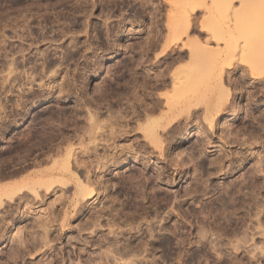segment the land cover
Segmentation results:
<instances>
[{"label":"rangeland","instance_id":"374dc122","mask_svg":"<svg viewBox=\"0 0 264 264\" xmlns=\"http://www.w3.org/2000/svg\"><path fill=\"white\" fill-rule=\"evenodd\" d=\"M170 1L0 0V264H264V5L189 0L204 10L172 45ZM70 148L92 199L57 172Z\"/></svg>","mask_w":264,"mask_h":264},{"label":"bare ground","instance_id":"6f19581e","mask_svg":"<svg viewBox=\"0 0 264 264\" xmlns=\"http://www.w3.org/2000/svg\"><path fill=\"white\" fill-rule=\"evenodd\" d=\"M170 1V0H169ZM187 0H185V2H186ZM185 2H182V4H185V6L187 7V8H185V9H187L186 11L184 10V12H183V14H182V16L180 15H178L177 17H180L179 19H175L174 21H173V23L175 24H173V23H171L173 26L171 27V26H169V28L171 29V33H170V38H171V40H170V42L172 43V45H173V43L174 42H178V40H180V34L182 33L185 37H188L189 35L188 34H190V32H192V30H193V25H192V23H191V21H190V17L192 16V15H195L197 12H199V11H201V10H204V9H202L203 8V5L202 6H200V4H199V6L200 7H202V8H200L199 6H197V5H195V6H192L191 4L189 5V0H188V3L186 4ZM244 2V0L242 1V3ZM194 3V2H193ZM169 4L171 5V4H173V3H171V1L169 2ZM177 4V3H176ZM196 4V3H195ZM179 5V4H178ZM173 7V6H172ZM178 7V6H177ZM183 7V6H182ZM175 9H177V8H175ZM242 10V9H241ZM244 11V10H243ZM233 13H234V11H232ZM236 12V11H235ZM237 13H238V11H237ZM240 14H244L245 15V11L244 12H240ZM209 15H211V14H209ZM239 15V14H238ZM246 15H248V13L246 14ZM225 16V15H224ZM177 17H175V18H177ZM227 17H228V15H227ZM209 18V17H208ZM212 18V17H211ZM177 20V21H176ZM204 21V20H203ZM203 21H200V22H202V23H204ZM202 23H200V25H198V26H200V31L199 32H206V27L204 26V24H206V23H204V24H202ZM224 23H226V22H224ZM199 24V23H198ZM226 25V24H225ZM228 25H230V24H228ZM237 27V26H236ZM240 27H241V25H240ZM168 28V29H169ZM230 29V28H229ZM226 30V29H225ZM237 30V29H236ZM180 31V32H179ZM182 31V32H181ZM230 31H231V29H230ZM240 31V30H239ZM238 31V32H239ZM179 32V33H178ZM237 32V31H236ZM242 33H245V32H242ZM181 34V35H182ZM241 34V33H240ZM120 35V34H119ZM169 35V34H168ZM239 35V34H238ZM187 40H188V42H187V44H185V45H183L184 46V48H185V50H187V53H188V55H189V58H190V60H191V62L192 63H195L196 65H197V63L199 62V60H198V56L201 54V51L200 50H203V45L205 44L206 45V43H204V41L202 40L201 41V39L199 38V37H191V39L190 38H187ZM171 43H170V45H171ZM208 44V43H207ZM167 46V45H166ZM168 47V46H167ZM166 47V48H167ZM205 47V46H204ZM204 51V50H203ZM203 53V52H202ZM198 54V55H197ZM202 55V54H201ZM200 55V56H201ZM226 56V55H225ZM200 59V61H201V57L199 58ZM225 59V58H224ZM198 60V62L196 63V61ZM219 60H221V59H219ZM225 61H226V59H225ZM219 62V61H218ZM222 62V61H221ZM226 63V62H225ZM225 63H224V65L222 66V64H221V66H219L220 68V75H222L224 72H223V70H224V68L226 67V68H229L230 67V63L232 64V62H230L229 60H228V64L226 63V65H225ZM199 64V63H198ZM232 66V65H231ZM233 67V66H232ZM234 68V67H233ZM247 68V70L249 69V72L251 73H249L252 77L253 76H255V70L254 69H256V68H254L253 66H247L246 67ZM218 69V70H219ZM230 69V68H229ZM214 70V69H213ZM217 73H218V71H217ZM173 75L174 74H172V76H171V80H172V78H174L173 77ZM176 76V75H175ZM218 77H219V75H218ZM229 77V76H228ZM166 79V78H165ZM175 79V78H174ZM179 79V78H178ZM169 80V79H168ZM170 80V81H171ZM175 80H177V79H175ZM224 80H225V78H224ZM231 80V79H230ZM149 81V80H148ZM220 81V80H219ZM164 82V81H163ZM171 82H174V80H172ZM177 82V81H176ZM150 83H151V81H150ZM165 83V82H164ZM175 83V82H174ZM157 84V83H156ZM155 84V85H156ZM161 84V83H160ZM160 84H159V86H160ZM177 84V83H176ZM163 85H165L166 86V84H163ZM175 85V84H174ZM149 86V85H148ZM154 86V85H153ZM153 86H152V89H153ZM170 86H172V85H170ZM177 86V85H176ZM223 86H224V84H223ZM155 87V86H154ZM225 89V88H224ZM224 89H220V90H222L223 91V93H222V95L223 94H226V96H228V90H224ZM157 90V89H156ZM156 90H154V91H156ZM175 90H176V87H175ZM221 92V91H220ZM220 96H221V93L219 94ZM151 96V95H150ZM157 96V95H156ZM159 96V95H158ZM224 96V98H225V95H223ZM223 96H221V98L223 97ZM147 98V97H146ZM148 98H150V97H148ZM154 98V97H153ZM161 98V97H160ZM223 98V99H224ZM222 99V100H223ZM226 99H227V97H226ZM151 100V99H150ZM221 99H220V97L218 98V101H217V103H216V106H218L217 107V111H215V112H218L219 110H221V108L222 107H224L223 105L226 103V101H222ZM161 99L159 100V98L157 99V98H155V99H152L151 100V105H150V108L148 109L149 110V112H150V114H152L151 112H155V111H160L159 109L160 108H162L161 107V102L163 101H161ZM149 102V101H148ZM163 102H165V101H163ZM223 102H225V103H223ZM188 103V102H187ZM163 104V103H162ZM148 105V104H147ZM165 105H167V103L165 104ZM193 106V104L191 105L190 104V101H189V104L188 105H185V106H187V107H189V108H191L190 106ZM167 106H169V103H168V105ZM215 106V105H214ZM228 106H229V104H228ZM149 107V106H148ZM147 107V108H148ZM207 107V106H206ZM146 108V107H145ZM147 108L145 109V110H147ZM216 108V107H215ZM225 108V107H224ZM170 110H172V109H170ZM208 110H210V108L208 109ZM167 112H169V113H171V111H169V108H168V110H167ZM166 112V113H167ZM179 112V111H178ZM98 113V112H97ZM144 113H145V111H144ZM148 113V112H147ZM165 113V114H166ZM146 114V113H145ZM149 114V113H148ZM181 114V113H180ZM139 115H142V114H139ZM169 115V114H168ZM175 115V114H174ZM177 115V114H176ZM175 115V116H176ZM143 116V115H142ZM174 116V119L175 118H177V116H179V114L175 117ZM144 118L143 119H145V116H143ZM166 117H167V115H166ZM170 117H171V115H170ZM96 118H98V117H96L94 114H92L91 116H90V119H91V124L90 125H88L90 128H89V130L88 131H86L87 132V134H90V136H89V141H91L92 143H94L95 142V137H94V130H95V128L97 129L98 128V126H99V124L97 123V119ZM147 118V117H146ZM234 118L235 117H233V118H231V119H228V121H234ZM149 119V118H148ZM172 120H173V116H172V118H171ZM150 120V119H149ZM148 120V121H149ZM172 120H171V122H172ZM152 120H150V122H151ZM161 121V119L160 120H157V119H155V120H153L151 123V125L149 124V129H151V131H150V136L149 135H147V137H149V138H147L146 137V139L147 140H149V142H148V145L150 146V147H152V149H153V147L155 148V150H158V149H160V148H162V141H161V139L159 138V137H157L158 135L156 134V129H158V128H160L159 126V124H161L162 122H160ZM170 122V123H171ZM148 123V122H147ZM169 123V121H168V124H170ZM166 125V124H165ZM150 126H151V128H150ZM161 126H162V128H163V130H164V128L165 127H163V125L161 124ZM167 126H169V125H166V128H167ZM165 128V129H166ZM173 128H174V126H173ZM176 128V127H175ZM171 129V128H170ZM169 129V130H170ZM98 130V129H97ZM169 130H168V132H169ZM149 131V130H148ZM170 131H172V130H170ZM145 132L147 133V131L145 130ZM144 132V133H145ZM169 133H171V132H169ZM94 134V135H93ZM113 134V133H112ZM115 134V133H114ZM167 135V134H166ZM171 135V134H170ZM167 136H169V134L167 135ZM168 139V138H167ZM170 142V141H169ZM153 145V146H152ZM82 149V148H81ZM86 149V148H85ZM158 151H160V150H158ZM87 152V151H86ZM9 158V157H8ZM56 159V158H55ZM73 159H74V156H73V149L72 148H70V149H68L67 151H66V153H65V155H64V157L61 159V160H59L58 162H59V166H58V168H56L57 169V172L59 173V174H61V173H70L69 175H71V177L72 178H74L75 180V183H76V185H77V193H76V199H77V202H81V201H83L84 200V198L86 199V198H88V199H92V198H94L95 196H96V192H95V189L93 188V182H90L89 181V178H87L88 177V175H87V180L85 179V181L83 180V179H81V177L79 176V175H77L76 173H72V165H73ZM99 159V158H98ZM98 159H97V162H98ZM107 159V158H106ZM55 161H57V160H55ZM54 161V163H56ZM99 163L98 164H100V167L101 168H103L105 165L102 163L101 164V162H103V158H102V160L101 159H99ZM108 161V160H107ZM1 162V161H0ZM58 162L56 163V164H58ZM5 163V162H4ZM75 163V162H74ZM97 164V165H98ZM27 166V165H26ZM103 166V167H102ZM107 166V165H106ZM2 167V166H1ZM13 168V167H12ZM26 168V167H25ZM7 169V168H6ZM22 169V168H21ZM103 169H105V168H103ZM102 169V170H103ZM20 170V169H19ZM18 170V171H19ZM260 170V169H259ZM221 171V170H220ZM16 173V172H15ZM22 173V172H21ZM59 174H57V175H59ZM16 175V174H15ZM63 175V174H62ZM82 176V175H81ZM59 180V179H58ZM60 181H61V183H62V185H65V181H63L61 178H60ZM50 182H51V184H50ZM58 183H60L59 181H57ZM52 181H39V182H36L35 184H32V186H30L29 185V187H31V189H29V190H32V193L35 195L34 197H36L35 199H37V198H39V194L37 193V189L36 188H34L35 186H33V185H38V187H39V189L41 188V186H43L44 187V190L45 191H48L50 188H51V185H52ZM60 183V184H61ZM31 184V183H30ZM28 186V185H27ZM18 189V188H17ZM16 189V191H14V192H12V194L11 195H8L9 196V198H8V201L10 202L11 200H14L13 198L15 197V195L19 192V190L20 189H18L17 190ZM239 189V188H238ZM237 189V190H238ZM241 189V188H240ZM12 191V190H11ZM237 192V191H236ZM240 192V191H239ZM11 193V192H10ZM4 194V193H3ZM6 195V194H5ZM2 191L0 190V206H1V200H2ZM222 202H224V200L222 201ZM225 203V202H224ZM256 203H254V205H255ZM27 205V204H26ZM256 206V205H255ZM9 224V223H8ZM44 232V231H43ZM43 235H45V236H47V231L45 232V234H43ZM42 235V236H43ZM15 236H17L18 237V231H17V234L15 235ZM20 236H22V235H20ZM19 236V237H20ZM18 239H20V238H18ZM34 239V238H33ZM32 239V240H33ZM38 239V238H37ZM43 240V239H42ZM18 241H20L21 242V240H17V242ZM39 241V240H38ZM41 241V240H40ZM39 241V242H40ZM24 242V241H23ZM26 243V242H25ZM42 243H43V241H42ZM20 244V243H19ZM26 245V244H25ZM36 246V245H35ZM22 247H23V244H22ZM30 248H31V246H30ZM41 248V247H40ZM27 249V248H26ZM33 250V249H32ZM40 250V249H39ZM18 251V250H17ZM41 251V250H40ZM28 253V252H27Z\"/></svg>","mask_w":264,"mask_h":264},{"label":"snow or ice","instance_id":"6c2138e0","mask_svg":"<svg viewBox=\"0 0 264 264\" xmlns=\"http://www.w3.org/2000/svg\"><path fill=\"white\" fill-rule=\"evenodd\" d=\"M190 2L207 3V0H190ZM212 2L216 4H221V5H235L236 8H239L241 0H212ZM256 2H259L260 4L264 5V0H244L245 4H252ZM232 19L233 18L231 16L228 17V21H227L228 24H231ZM239 22H240L239 18H237V23Z\"/></svg>","mask_w":264,"mask_h":264}]
</instances>
